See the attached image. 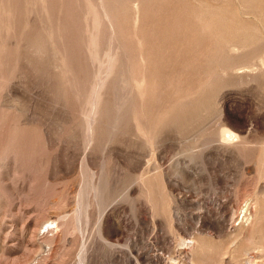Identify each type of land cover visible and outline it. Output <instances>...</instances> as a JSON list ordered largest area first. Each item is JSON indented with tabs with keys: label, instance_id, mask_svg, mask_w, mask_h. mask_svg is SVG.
Masks as SVG:
<instances>
[{
	"label": "rangeland",
	"instance_id": "rangeland-1",
	"mask_svg": "<svg viewBox=\"0 0 264 264\" xmlns=\"http://www.w3.org/2000/svg\"><path fill=\"white\" fill-rule=\"evenodd\" d=\"M19 198L68 220L52 264H264V0H0Z\"/></svg>",
	"mask_w": 264,
	"mask_h": 264
},
{
	"label": "bare ground",
	"instance_id": "bare-ground-1",
	"mask_svg": "<svg viewBox=\"0 0 264 264\" xmlns=\"http://www.w3.org/2000/svg\"><path fill=\"white\" fill-rule=\"evenodd\" d=\"M100 83L101 81H99L97 85H99ZM93 122L94 119L90 115L86 119V124H85L87 135L93 129ZM8 161H12V160H8ZM99 187L101 186L99 185L96 186V188L100 192ZM25 200L26 199H24V201ZM57 202L58 201L56 199H53L49 203L57 204ZM25 205L23 203V200L19 198L16 206V208L18 209V213L16 214L15 220L12 221V224L7 225L4 218L0 219V264H16L14 263V260L11 261L10 258V255H16V254L17 255L19 254L21 257L19 259L20 261L18 262V264H52L51 259H52V255L53 254L55 255L54 253L55 244L57 243L58 240L64 238V236H66L68 233L67 232L68 220L66 219L65 216L62 215L64 213L63 211L59 213L57 210H56L57 212L55 211L53 213L50 212L51 214L47 215V217L38 216L39 214L37 216L24 215L23 214L25 213L24 211L29 209ZM81 213H82V209L79 211V215H78L79 218H81L82 216ZM98 219H99L98 221H100L102 219L101 216H99ZM47 224H51V226L52 224H55V226L48 229L47 232L43 233L42 229L45 226H47ZM46 246L49 247L48 250H45ZM7 259L9 260L7 261Z\"/></svg>",
	"mask_w": 264,
	"mask_h": 264
}]
</instances>
